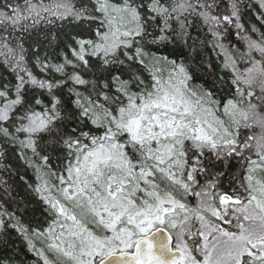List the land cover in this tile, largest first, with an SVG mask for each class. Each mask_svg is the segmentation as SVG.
Segmentation results:
<instances>
[{
    "label": "snow or ice",
    "instance_id": "1",
    "mask_svg": "<svg viewBox=\"0 0 264 264\" xmlns=\"http://www.w3.org/2000/svg\"><path fill=\"white\" fill-rule=\"evenodd\" d=\"M250 17L264 0H0V158L25 171L0 174V264H264Z\"/></svg>",
    "mask_w": 264,
    "mask_h": 264
},
{
    "label": "trees",
    "instance_id": "2",
    "mask_svg": "<svg viewBox=\"0 0 264 264\" xmlns=\"http://www.w3.org/2000/svg\"><path fill=\"white\" fill-rule=\"evenodd\" d=\"M249 23H255L258 28H260L261 30H264V27H261L259 22L256 21L254 17H250L249 18ZM229 39L234 44H240V41L236 40V38L234 36H230ZM189 43H191V41ZM183 47H184V51L188 52V47L187 46H183ZM198 51L201 52V55H202V57L204 59H207L209 56H212L213 61H215V54L211 53L210 50H208V49H198ZM34 71H35V69H34ZM7 75H8V73H7L6 69L3 66H0V78H5ZM201 75H203V73H201ZM6 165L9 166L13 170V173H15V169L19 168L20 174L21 175L25 174L23 166L18 161L16 156L14 154H12V153H9V155L7 156L6 159L0 158V174H3V170H4V167ZM27 175L31 176V170H29L27 172ZM5 178H7V177H5ZM10 183L15 184L18 191H23V189L20 186V182H18L15 179H13L12 181H10Z\"/></svg>",
    "mask_w": 264,
    "mask_h": 264
}]
</instances>
